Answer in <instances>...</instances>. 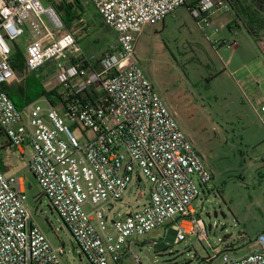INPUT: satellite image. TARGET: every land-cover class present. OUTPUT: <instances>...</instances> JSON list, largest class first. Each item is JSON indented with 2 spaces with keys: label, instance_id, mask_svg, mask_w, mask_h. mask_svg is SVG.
I'll return each instance as SVG.
<instances>
[{
  "label": "built area",
  "instance_id": "2783aa9c",
  "mask_svg": "<svg viewBox=\"0 0 264 264\" xmlns=\"http://www.w3.org/2000/svg\"><path fill=\"white\" fill-rule=\"evenodd\" d=\"M85 1L115 36L99 56L81 53L50 4L0 0L1 132L14 148H30L29 172L89 264H119L126 255L137 261L131 249L136 237L164 226L175 231V243L186 236L207 243L191 203L211 173L134 60L143 28L160 23L185 0ZM227 10L223 0H197L189 12L216 32L212 16ZM26 31L31 41L23 52L24 76L49 64L42 87L60 88L54 105L42 98L45 108L34 101L17 109L2 88L16 78L9 44ZM142 180L145 203L112 218L109 233L113 204L132 181ZM24 201L22 179L0 170V264H60ZM253 244L237 259L229 248L209 246L212 255L197 264H264V234Z\"/></svg>",
  "mask_w": 264,
  "mask_h": 264
},
{
  "label": "rangeland",
  "instance_id": "374dc122",
  "mask_svg": "<svg viewBox=\"0 0 264 264\" xmlns=\"http://www.w3.org/2000/svg\"><path fill=\"white\" fill-rule=\"evenodd\" d=\"M194 1L185 0L162 23L145 26L135 43L134 60L211 173L191 203L195 217L205 226L207 243L187 236L175 243V231L170 226L159 227L136 237L131 249L137 261L126 255L119 264H197L212 255L211 248H229L230 257L237 259L247 255L255 247V238L264 234V114L260 111L264 81H259L263 72L256 59L261 53L242 29L234 35L228 32L226 26L233 18L230 10L212 16L216 32L203 28L186 7ZM82 4L85 13L71 33L84 56H99L114 45L115 36L90 4L85 0ZM29 36L22 35L14 44L23 50ZM221 42L223 46L218 45ZM233 44L237 53L231 70L238 66L237 57L250 62V69L232 75L223 63ZM40 71L47 73L49 64ZM36 102L45 108L44 99ZM26 150L29 154L30 148ZM18 168L25 208L56 250L59 263L89 264L34 176L23 163ZM146 199V181H132L121 200L113 204L107 231L112 233V218L140 207Z\"/></svg>",
  "mask_w": 264,
  "mask_h": 264
},
{
  "label": "trees",
  "instance_id": "16d2710c",
  "mask_svg": "<svg viewBox=\"0 0 264 264\" xmlns=\"http://www.w3.org/2000/svg\"><path fill=\"white\" fill-rule=\"evenodd\" d=\"M233 14V18L227 25L230 29H242L246 36L257 43L264 40V0H223ZM50 6L60 17L65 32L71 30L79 24V20L85 13L82 0H49ZM197 1L186 5L190 9ZM185 5V2L184 4ZM163 20L160 22L162 23ZM103 25V24H102ZM12 71L20 80H11L3 85V90L15 108L22 109L27 104L45 98L51 105L56 103L60 97V88L45 90L41 81L47 73L41 71L25 75L24 56L21 48L15 44L12 46V54L9 58ZM36 74V75H35ZM0 133L1 130H0Z\"/></svg>",
  "mask_w": 264,
  "mask_h": 264
},
{
  "label": "crops",
  "instance_id": "0c3cea01",
  "mask_svg": "<svg viewBox=\"0 0 264 264\" xmlns=\"http://www.w3.org/2000/svg\"><path fill=\"white\" fill-rule=\"evenodd\" d=\"M223 13H225V12H223ZM227 30L231 35H234V33L237 32L239 29H230L229 30L227 28ZM25 34L29 35V32L26 31ZM29 39H30L29 41H31L30 36H29ZM223 44H224V42L218 43L219 46H223ZM257 47L261 53L260 56L257 55V57H256L257 62H260V64H258V69L260 68V70H262V72H263L259 81H264V40L263 39L257 42ZM24 48H23V50L21 49L23 52H24ZM236 53H237V49H236L235 45L233 44L230 57L226 61H224V63H223V65L226 67L227 70H231V67H233L232 60H233V56H235ZM240 59H241L240 57H237L236 60H237L238 66L234 69L232 68V70L230 71V74H232V75L236 74V73L238 74V72H240V70L245 69V68H246V70L250 69V62L247 63V62H244L242 59L241 60ZM22 77H19V78L16 77L14 80L18 81ZM262 113L264 114V112H262ZM262 113L259 115H262ZM26 148H27V146H25L23 149L14 148L10 144V142L7 140V138L3 135V133H0V170L4 175L16 176V177L21 178L17 174V171H18V169H19L18 167L20 166L21 163H23L24 166L27 167L28 155L30 153L29 154L27 153Z\"/></svg>",
  "mask_w": 264,
  "mask_h": 264
}]
</instances>
